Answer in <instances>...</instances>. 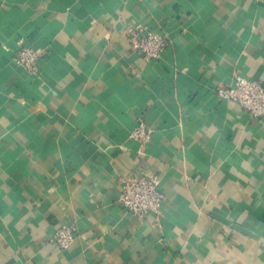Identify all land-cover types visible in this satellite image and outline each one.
<instances>
[{
    "label": "crops",
    "instance_id": "1",
    "mask_svg": "<svg viewBox=\"0 0 264 264\" xmlns=\"http://www.w3.org/2000/svg\"><path fill=\"white\" fill-rule=\"evenodd\" d=\"M238 74L264 85V0H0V264H264V119L218 94ZM143 174L166 199L140 218L119 196Z\"/></svg>",
    "mask_w": 264,
    "mask_h": 264
},
{
    "label": "built area",
    "instance_id": "2",
    "mask_svg": "<svg viewBox=\"0 0 264 264\" xmlns=\"http://www.w3.org/2000/svg\"><path fill=\"white\" fill-rule=\"evenodd\" d=\"M130 48L139 52L146 60L158 59L168 46L166 35L147 29L143 24H135L128 29ZM19 49L14 61L27 71H38L43 55L39 48L18 41ZM221 98L239 103L252 118L264 119V85L255 79L238 74L234 83L219 86ZM153 129L140 119L132 136L144 143L151 140ZM166 199L156 176H124L119 196L120 203L134 215L145 218L149 213L159 214ZM76 228L70 224L60 226L54 236L55 243L63 249L69 248L76 240Z\"/></svg>",
    "mask_w": 264,
    "mask_h": 264
}]
</instances>
